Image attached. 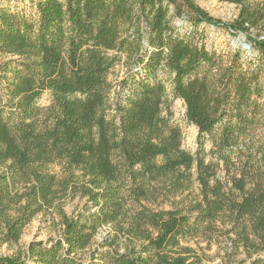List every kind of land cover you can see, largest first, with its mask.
I'll return each instance as SVG.
<instances>
[{"label":"trees","instance_id":"1","mask_svg":"<svg viewBox=\"0 0 264 264\" xmlns=\"http://www.w3.org/2000/svg\"><path fill=\"white\" fill-rule=\"evenodd\" d=\"M18 1L0 0V247L39 215L58 217L59 236L0 264H206L185 246L196 239L264 264V0H217L239 9L231 22L192 0ZM184 15L190 27L173 23ZM199 25L238 46L209 50ZM70 194L85 203L68 217Z\"/></svg>","mask_w":264,"mask_h":264},{"label":"rangeland","instance_id":"2","mask_svg":"<svg viewBox=\"0 0 264 264\" xmlns=\"http://www.w3.org/2000/svg\"><path fill=\"white\" fill-rule=\"evenodd\" d=\"M192 2L205 12L210 18L221 21L231 22L238 14L239 9L232 4L219 2L217 0H192ZM28 0H21L16 3H11L12 8L23 9L27 6ZM173 23L177 26L190 27L191 24L184 15L182 19L173 18ZM205 29L203 33V41L209 50H214L218 53L228 52L234 50L238 45L232 38V33L224 29H212L206 25H199V29ZM181 31H184L182 29ZM238 41L246 42V38L242 34L235 35ZM256 36V33L253 34ZM263 37V36H262ZM260 37V39L262 38ZM263 40V39H261ZM3 58L0 57V61ZM124 70L121 65H117L113 72L110 74L109 79L114 83L120 80ZM50 97L48 94L43 95L38 102L40 106H47L49 104ZM172 117L171 121L178 125L182 131V148L190 153H195L197 150V129L186 122L184 117V104L180 100H175L171 106ZM205 153H208L211 149V143L206 141ZM208 159V157H206ZM49 172L55 175L58 179H63L66 176V170L63 163H54L49 166ZM77 181H82L79 172H75ZM193 190L196 193V185ZM85 200L77 196L76 194H70L63 201L62 210L68 216L71 217L81 211ZM155 207V206H153ZM161 210L170 209L169 202H164L159 207ZM59 219L52 213L51 215H39L37 216L24 230L23 235L19 243L15 246L8 247L3 245L0 247V256H11L16 253L24 252L28 246L33 242H42L44 244L56 239L59 236ZM105 235V231L97 236V239H101ZM186 247L193 249L197 255L204 257L206 264H229V258L225 255L224 244L216 245L214 243L208 244L207 242L196 239L192 242L186 243ZM264 258V256H263ZM207 259V260H206ZM245 255L239 254L233 261L244 260Z\"/></svg>","mask_w":264,"mask_h":264},{"label":"water","instance_id":"3","mask_svg":"<svg viewBox=\"0 0 264 264\" xmlns=\"http://www.w3.org/2000/svg\"><path fill=\"white\" fill-rule=\"evenodd\" d=\"M261 39L264 40V36H263ZM237 41H238V40H237ZM241 43H242L243 47H245V48H248V47H249V45H247L245 42H242V41H241Z\"/></svg>","mask_w":264,"mask_h":264}]
</instances>
